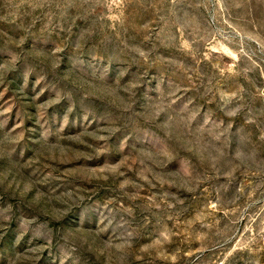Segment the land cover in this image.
<instances>
[{
	"label": "rangeland",
	"instance_id": "rangeland-1",
	"mask_svg": "<svg viewBox=\"0 0 264 264\" xmlns=\"http://www.w3.org/2000/svg\"><path fill=\"white\" fill-rule=\"evenodd\" d=\"M0 264H264V0H0Z\"/></svg>",
	"mask_w": 264,
	"mask_h": 264
}]
</instances>
